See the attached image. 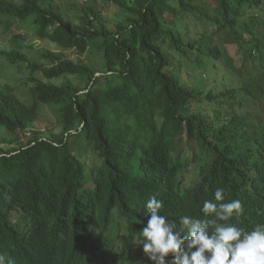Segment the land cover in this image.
Listing matches in <instances>:
<instances>
[{
    "label": "trees",
    "instance_id": "obj_1",
    "mask_svg": "<svg viewBox=\"0 0 264 264\" xmlns=\"http://www.w3.org/2000/svg\"><path fill=\"white\" fill-rule=\"evenodd\" d=\"M105 1L114 23L94 6L79 24L55 0H0L7 27L30 20L38 38L101 57L0 49L31 83L29 101L0 82V264H152L132 238L153 196L179 227L223 188L245 209L233 223H264V0ZM42 104L59 132L36 128Z\"/></svg>",
    "mask_w": 264,
    "mask_h": 264
},
{
    "label": "clouds",
    "instance_id": "obj_2",
    "mask_svg": "<svg viewBox=\"0 0 264 264\" xmlns=\"http://www.w3.org/2000/svg\"><path fill=\"white\" fill-rule=\"evenodd\" d=\"M143 206L149 217L132 240L152 264H169V258L170 264H264V223L251 229L233 223L245 209L239 199L226 200L223 188L214 201H204V219L179 216V227L162 214L164 203L155 196Z\"/></svg>",
    "mask_w": 264,
    "mask_h": 264
},
{
    "label": "rangeland",
    "instance_id": "obj_3",
    "mask_svg": "<svg viewBox=\"0 0 264 264\" xmlns=\"http://www.w3.org/2000/svg\"><path fill=\"white\" fill-rule=\"evenodd\" d=\"M18 2L19 0H13ZM60 7L65 11L69 18H72L75 22L79 24L82 23L81 15L83 10H86L88 6H94L98 9L100 13L104 17L114 23L120 18L122 15V11L119 9L117 4L113 1H105V0H55ZM4 18L0 16V49H7L11 50L17 48L23 51L27 57L30 59H41V54L44 51L50 50L55 52H63L67 57L70 58H78L81 56L82 59H86L87 61L95 62L97 66L101 64V57L97 50L89 51L85 54L80 55L77 53L76 50H63L56 44L38 38L35 34V26L32 21L28 20L25 22H13L12 25L7 27ZM20 36L15 38L16 36ZM247 38H251L249 33L246 34ZM19 41V42H17ZM237 61V64L243 66L242 74L245 78L247 77H254L256 76V69L258 68L255 62L251 59L247 58L245 60H240V57L234 59ZM44 63L48 62L46 59H41ZM19 67V68H18ZM190 72V71H189ZM39 77H43L42 73L38 74ZM239 75V74H238ZM29 72L25 65H13L6 61L5 57L0 54V82L3 84L10 83L16 86L18 93L25 97L27 100H31L30 95V84L28 82ZM40 116L36 121V128L43 131V132H59L60 123H59V116L56 111V107L52 105L42 104L40 106ZM256 115V114H254ZM30 135L29 133H27ZM7 137L8 139L11 138L10 134L7 131H3L0 134V138ZM21 138L23 141L27 140L24 133H21ZM74 138H71V143L74 144ZM12 146V145H11ZM75 154H78V151L73 149ZM84 159V158H83ZM85 161L87 167L91 169L97 158L93 155H88L85 157Z\"/></svg>",
    "mask_w": 264,
    "mask_h": 264
}]
</instances>
